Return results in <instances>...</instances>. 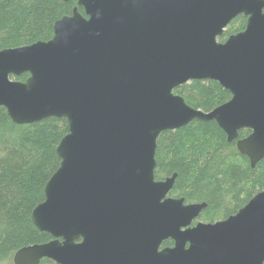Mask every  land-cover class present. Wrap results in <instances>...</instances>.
<instances>
[{
    "label": "water",
    "instance_id": "95a60500",
    "mask_svg": "<svg viewBox=\"0 0 264 264\" xmlns=\"http://www.w3.org/2000/svg\"><path fill=\"white\" fill-rule=\"evenodd\" d=\"M241 15L246 29L220 42ZM196 80L232 99L191 107L174 91ZM0 107L19 125L69 124L31 216L53 239L22 248L14 264H140L133 251L161 237L192 244L167 264H264V192L191 228L207 204L166 199L177 174L155 176L161 134L196 120L216 122L253 168L264 160V0H78L51 40L0 51Z\"/></svg>",
    "mask_w": 264,
    "mask_h": 264
},
{
    "label": "trees",
    "instance_id": "16d2710c",
    "mask_svg": "<svg viewBox=\"0 0 264 264\" xmlns=\"http://www.w3.org/2000/svg\"><path fill=\"white\" fill-rule=\"evenodd\" d=\"M76 7L78 0H0V51L51 40L55 23L71 16ZM79 11L84 13L81 7ZM246 25L247 18L239 16L219 41L243 32ZM28 78L16 79L25 82ZM174 93L206 113L232 99L213 80L191 81ZM68 133L66 119L19 125L0 107V264H14V255L22 248L53 239L37 230L31 216L44 202L46 184L60 167L57 148ZM250 134L242 130L239 139ZM156 161L157 180L177 174L171 197L184 198L186 204H207L200 216L204 222L226 220L264 192V160L253 168L250 159L239 152L237 141L229 143L216 122L196 120L163 132ZM40 264L57 263L45 259Z\"/></svg>",
    "mask_w": 264,
    "mask_h": 264
},
{
    "label": "flooded vegetation",
    "instance_id": "af4514ba",
    "mask_svg": "<svg viewBox=\"0 0 264 264\" xmlns=\"http://www.w3.org/2000/svg\"><path fill=\"white\" fill-rule=\"evenodd\" d=\"M156 181H163V180H157L156 178ZM169 197H171L170 194L166 197V199H168ZM198 223H211V222H204L199 217L194 221L191 228H194ZM181 246L184 247L186 250H189L192 247V244L191 243L177 244L172 239L161 237L159 241L141 245L140 247L136 248V250L133 251L132 255L135 261L139 262L140 264H167L169 251L175 250L177 247H181Z\"/></svg>",
    "mask_w": 264,
    "mask_h": 264
}]
</instances>
